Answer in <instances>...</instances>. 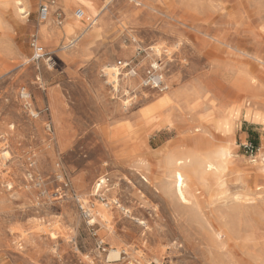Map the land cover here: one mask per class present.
Returning <instances> with one entry per match:
<instances>
[{"label":"rangeland","instance_id":"374dc122","mask_svg":"<svg viewBox=\"0 0 264 264\" xmlns=\"http://www.w3.org/2000/svg\"><path fill=\"white\" fill-rule=\"evenodd\" d=\"M27 1L33 8L25 21L12 4H0V264H263L244 238L264 237V178L247 185L240 175L258 164L264 127L242 118L231 137L208 133L202 110L185 109L162 118L152 133L141 131L150 152L115 157L112 146L114 140L131 145L120 130L144 123L136 117L141 109L168 91H202L194 105L205 98L226 104L250 74V94L264 101V0H102V31L69 50L64 38L52 47L41 43L40 7L48 0ZM78 9L72 8L74 19ZM54 18L64 26L62 9ZM34 45L44 49L43 59ZM156 48H163L161 56ZM155 61L169 87L164 92L143 86ZM118 62L130 63L119 76ZM130 69L138 75L125 77ZM193 135L206 150L233 145L242 173L228 177V202L253 197V214L219 250L191 219L173 216L160 186V161Z\"/></svg>","mask_w":264,"mask_h":264},{"label":"bare ground","instance_id":"6f19581e","mask_svg":"<svg viewBox=\"0 0 264 264\" xmlns=\"http://www.w3.org/2000/svg\"><path fill=\"white\" fill-rule=\"evenodd\" d=\"M131 1L133 2L134 0ZM150 1L155 2V0H150ZM63 2L66 3V9L69 10H72V8L76 5L80 6L82 9H78V10H81L83 13L81 19H78L76 17L74 19L72 12L70 14L73 23L81 24L83 25V28L76 30L74 28V24L72 25L67 22H65L64 26L62 27L67 34V40L64 42L65 45L63 46V49L69 50L75 47L76 45H78V43L75 44L76 42H79L82 39L83 42H87L88 39L99 33V31L102 28L103 13L105 12L106 9L105 7L107 5L105 6L102 0H63ZM136 2L137 5H144V7L146 6V8L147 7L152 8V10L155 11V9L152 6H150L151 5L150 3H149L150 5H147L146 3H140L138 1ZM230 2H227V4L225 3L226 5H224V7L226 9L229 8ZM0 4L2 6H5L7 4H12L16 15L21 19H24V21L25 19H29V16L31 15L29 11V6L25 0H0ZM56 9L57 6L48 4L47 19L42 24H40L39 33L41 34L42 37L40 41L46 47H52L57 45L56 42H53L50 39V32L48 29L49 28L48 26H50L53 23L54 13L57 11ZM193 19L194 22L200 21L198 17H193ZM201 21L204 22L205 20L202 19ZM1 24L2 22L0 17V25ZM212 38L218 44H226L225 41L222 40V38L219 36H215V37L213 36ZM154 50L158 56L162 55L163 48H159V50L156 48ZM239 51L241 50L239 49ZM165 52L168 51L164 50V53ZM169 54L170 53L168 52L167 56ZM241 57L253 58L248 53L245 52L244 53L242 52ZM127 64L130 65V63ZM157 64L158 63H156V61L153 62V66ZM158 68L160 69L159 64H158ZM116 69L114 70L108 68L107 71L109 73L114 70L113 74L118 76L121 75L120 70L118 68ZM239 74L240 76H242L241 75L242 73L239 72ZM129 75L136 77L138 73L134 69H132L131 73L124 74L125 77H128ZM162 81L164 86V82H165L164 76H162ZM241 83L242 84L239 85L237 84L236 86L233 87L231 93L226 97V101H227L226 104H219V105L215 104L214 102L208 101L207 98H205V101L198 102L194 105L193 98H195L196 95H199V93L202 92V91L200 92L199 90L198 91L193 90L192 92H188V93L182 90H177V91L175 90V92L168 91L166 93H163L158 98L153 100L150 104L144 106L141 109L140 113L136 116L138 120H142L144 123H140V124L137 123L135 126H132L130 130L127 129L120 130V131H126V136L129 137L128 140L131 142V145H128L129 144L128 141L120 142L114 140L112 146V153L114 154L115 157H118V155H122L123 153L131 149L135 154L141 153L143 151L150 152L148 144L145 141H142L141 139V135H142L140 134L141 131L143 130L144 133L145 132L152 133V129L154 128V126L159 124L158 122L162 118H171L173 116L172 112L174 113L177 111L179 113H183L185 109H189L191 111L194 109L202 110V113H200L199 115V121L207 122L208 131H209L208 133L214 131L226 135L228 137H231L235 134L237 125L242 118H244L246 121H249V123L251 122L264 127V101H261L250 94L252 90H254L255 88L254 79L251 77L250 74H246L244 75L243 78H241ZM166 89L169 90V87L161 88L160 92H164ZM22 95H23L22 98H24V100L29 99V95L27 93L24 92ZM229 100L236 101V105L231 107L228 102ZM194 129L190 131L191 132L190 134L197 132V130ZM120 131H117L116 133ZM198 131L203 132V130L201 129H199ZM210 135L212 136L213 134ZM202 136L203 135H201V137ZM199 139H200V135L190 136L188 139V144H186L185 147L183 146L184 147L183 149L177 151L176 148V151L169 152L164 158H162V160L160 161V166L164 169V173L160 180V186L163 187V190L166 194L165 196L167 197V200L170 203L173 216L177 219L178 217L181 216H185L191 219V221L199 226V228L205 233V235H207L209 240H211V242L219 250L225 247L226 242L235 238V236L237 235L238 224L240 223V221H243L244 218L253 214L252 209L254 203L253 204L251 203L253 197L251 198L249 192L247 194L244 193V195H235L232 198L233 200L231 202H228L226 196L227 195L226 193L229 191L227 189L229 183L228 177L232 175L239 176V174L242 173L238 169L239 161H237L234 158V147L231 144L225 147L224 146L216 147L215 144H214L215 147H213V144L212 146H210L211 145L210 144L208 146V149L206 150V148ZM209 143H211V141H209ZM156 157L157 156L154 155V158ZM256 159H258V164H255L251 167L253 172L245 175L242 174L240 175L242 180L244 182L246 181L247 185L249 184L248 182L251 181L253 178L255 179L264 178V150H259ZM234 179L236 180L235 176ZM103 183L104 181L101 182V184ZM101 184L97 186L99 189L101 187ZM207 196L209 197V199L208 202L206 203L205 202L206 200H204L203 198ZM244 244L251 248L254 261L257 263L261 262L264 264V237L261 239H257L254 238L253 236H247L244 238ZM112 255L114 259L118 257L116 255L115 258L114 253ZM109 258L111 259L112 256L110 255Z\"/></svg>","mask_w":264,"mask_h":264},{"label":"built area","instance_id":"2783aa9c","mask_svg":"<svg viewBox=\"0 0 264 264\" xmlns=\"http://www.w3.org/2000/svg\"><path fill=\"white\" fill-rule=\"evenodd\" d=\"M56 0H49L47 4L54 5V2ZM43 4L40 7V18L43 21H46L47 15H48V5ZM83 16V13L81 10H77L75 13V17L78 19H81ZM36 57L38 60L43 59L46 56V53L44 52V49L38 45H34ZM118 69L119 70H126L130 68V65L123 62H118ZM160 66V65H159ZM132 70L130 69L129 73H131ZM130 76V75H129ZM132 76V75H131ZM144 87H151L153 89L161 90L163 88V81H162V75H161V69L158 68L157 65H152L151 69L148 71L146 78L144 79L143 83ZM251 152H253V147H250Z\"/></svg>","mask_w":264,"mask_h":264},{"label":"crops","instance_id":"0c3cea01","mask_svg":"<svg viewBox=\"0 0 264 264\" xmlns=\"http://www.w3.org/2000/svg\"><path fill=\"white\" fill-rule=\"evenodd\" d=\"M27 1V0H26ZM49 1V0H48ZM28 2V6H29V11L31 13V8H33L32 4L30 1H27ZM103 2V1H102ZM59 9H62L64 11V13L66 14V18L63 22H67V23H70V24H74V28L76 30H79L80 28H83V25L81 24H76V23H73L72 21V18L70 17V14L72 12V10H69V9H66V3L64 2V5L62 6H57V9L56 10H59ZM55 14V13H54ZM55 18L53 17V23L48 26L49 28V32H50V39L53 41V42H58L59 40H61L62 38L65 39V41L67 40V34H66V31L62 28V27H59L56 25L55 23ZM3 28V27H2ZM121 52V50H120ZM135 54V50H134V53L132 54L131 58L133 57V55ZM121 55V54H120ZM122 56V55H121ZM177 91V90H176ZM172 92H175V90H173ZM124 123H130L129 121H125Z\"/></svg>","mask_w":264,"mask_h":264}]
</instances>
